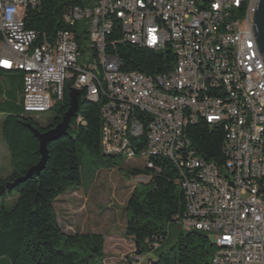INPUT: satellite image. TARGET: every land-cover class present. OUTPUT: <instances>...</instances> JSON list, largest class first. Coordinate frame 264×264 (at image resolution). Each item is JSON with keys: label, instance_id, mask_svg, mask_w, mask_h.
Instances as JSON below:
<instances>
[{"label": "built area", "instance_id": "built-area-1", "mask_svg": "<svg viewBox=\"0 0 264 264\" xmlns=\"http://www.w3.org/2000/svg\"><path fill=\"white\" fill-rule=\"evenodd\" d=\"M259 2L79 0L64 22L70 28L85 22L83 52L70 29L51 41L26 28L27 11L40 0H0V70L23 75L28 115L52 111L67 83L101 103L106 155L144 159L156 172L161 168L153 160L173 162L187 204L178 226L209 235L215 246L210 264H264V57L254 24ZM115 35L119 39L111 40ZM118 43L169 49L175 65L154 76L124 73L114 52ZM200 123L225 131L223 166L192 148L187 130ZM153 258V252H134L129 264H152Z\"/></svg>", "mask_w": 264, "mask_h": 264}, {"label": "trees", "instance_id": "trees-1", "mask_svg": "<svg viewBox=\"0 0 264 264\" xmlns=\"http://www.w3.org/2000/svg\"><path fill=\"white\" fill-rule=\"evenodd\" d=\"M40 1L38 8L28 9L26 28L51 41L59 31L70 29L76 34L82 51L87 50L85 22L75 28L64 22L66 11L80 4L79 0ZM76 28L82 30L78 33ZM118 39L116 35L111 38ZM114 52L122 62L124 73L154 76L170 71L175 65V55L169 49L156 52L118 43ZM72 87L71 83L66 84L64 98L52 109L55 118L44 129L35 124L32 115L25 113L23 104L20 109L13 103L0 104V114L5 115L1 124L2 137L10 152V172L0 178V201L3 203L0 207V260L6 259L10 264H105L104 235L65 233L54 208L60 196L82 186V169L88 160L113 168L125 162L124 158L111 157L103 151L101 103H92L80 94L78 114L72 120L69 134L49 144L45 170L13 191L2 189L25 176L41 160L39 140L25 124L30 123L41 131L57 126L70 108ZM187 135L200 157L218 166L225 164L222 150L225 131L222 127L200 123L190 126ZM143 147L142 143L140 148ZM153 161L161 172L129 171L134 178H149L148 182L134 188L126 206L125 235L134 242L135 254L153 252L152 264H210L215 246L209 235L179 229L178 222L184 217L187 204L175 165L169 159ZM14 195H17V201L8 209L4 202ZM155 244L158 245L156 250ZM128 259L130 261V257Z\"/></svg>", "mask_w": 264, "mask_h": 264}, {"label": "rangeland", "instance_id": "rangeland-1", "mask_svg": "<svg viewBox=\"0 0 264 264\" xmlns=\"http://www.w3.org/2000/svg\"><path fill=\"white\" fill-rule=\"evenodd\" d=\"M36 125L44 129L49 126L55 113L32 115ZM5 115H0V164L10 165V152L2 137L1 124ZM7 155V161L5 156ZM9 168V167H8ZM145 170V160L141 158L125 160L117 167L104 164L95 165L90 160L82 169L83 184L80 188L68 191L60 196L54 208L61 229L67 234L99 233L105 237V264H128L135 252V244L126 237V206L134 188L146 183L149 178H134L130 170ZM17 201V195L7 199L4 205L11 209ZM0 201V207L2 206ZM181 230V228H179ZM171 237L174 242L176 232ZM0 264H10L0 260Z\"/></svg>", "mask_w": 264, "mask_h": 264}, {"label": "water", "instance_id": "water-1", "mask_svg": "<svg viewBox=\"0 0 264 264\" xmlns=\"http://www.w3.org/2000/svg\"><path fill=\"white\" fill-rule=\"evenodd\" d=\"M254 24L258 48L264 57V0H260L259 2V8L254 17ZM79 98L80 92L73 88L70 92L71 102L69 110L64 115L62 121L57 126L49 130L41 131L39 128H36L30 123L25 124V126L39 140V152L41 154V160L37 165L32 166L25 176L18 178L13 183H8L6 186L2 187V189L7 188L10 191H13L16 187L33 178L34 176H40V174L45 170L49 160V144L56 142L69 134L72 120L78 114Z\"/></svg>", "mask_w": 264, "mask_h": 264}, {"label": "crops", "instance_id": "crops-1", "mask_svg": "<svg viewBox=\"0 0 264 264\" xmlns=\"http://www.w3.org/2000/svg\"><path fill=\"white\" fill-rule=\"evenodd\" d=\"M22 96L23 75L20 73L3 74L0 72V104L13 103L20 109L23 104ZM7 158L9 157L6 155V161ZM6 164L5 167L0 164V178L6 177L10 172V165L7 166Z\"/></svg>", "mask_w": 264, "mask_h": 264}]
</instances>
